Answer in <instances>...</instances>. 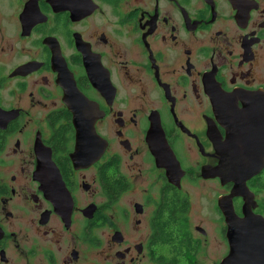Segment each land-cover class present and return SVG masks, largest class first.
Here are the masks:
<instances>
[{
    "label": "flooded vegetation",
    "instance_id": "1",
    "mask_svg": "<svg viewBox=\"0 0 264 264\" xmlns=\"http://www.w3.org/2000/svg\"><path fill=\"white\" fill-rule=\"evenodd\" d=\"M263 221L264 0H0V264H219Z\"/></svg>",
    "mask_w": 264,
    "mask_h": 264
},
{
    "label": "water",
    "instance_id": "2",
    "mask_svg": "<svg viewBox=\"0 0 264 264\" xmlns=\"http://www.w3.org/2000/svg\"><path fill=\"white\" fill-rule=\"evenodd\" d=\"M218 173L222 172V165L216 169ZM255 172H250V174H246L241 170H232L231 171V181L234 183L232 197L234 195H238L237 191H239L242 187H245V181ZM233 216V212L231 211ZM262 220V219H261ZM264 223V221H263ZM256 236L257 244L251 243L249 241V237ZM233 244L231 246L230 252L227 257L220 262L219 264H264V233L257 232L256 235L249 231L247 232H234L232 233ZM242 239H247V243L244 248H242L243 241Z\"/></svg>",
    "mask_w": 264,
    "mask_h": 264
}]
</instances>
